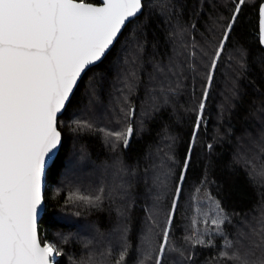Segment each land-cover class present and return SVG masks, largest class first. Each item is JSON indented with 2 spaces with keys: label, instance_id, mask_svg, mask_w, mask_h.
Masks as SVG:
<instances>
[{
  "label": "trees",
  "instance_id": "trees-1",
  "mask_svg": "<svg viewBox=\"0 0 264 264\" xmlns=\"http://www.w3.org/2000/svg\"><path fill=\"white\" fill-rule=\"evenodd\" d=\"M261 2L248 0L241 6L217 63L195 144L192 133L206 66L231 19L233 0H144L142 13L128 23L119 43L87 71L58 119L63 142L47 172L39 221L42 243H55L61 250L57 264H78L89 255L98 264H115L124 228L125 264H138L145 253L152 255L145 264H155L178 184L181 196L162 264H226L217 259L221 237H214L215 247H192L185 241L194 219H210L217 211L213 201L230 217L224 225L228 239L239 241L241 252L250 248L256 239L250 229L264 216V176L258 174L264 167ZM129 82L131 91L125 87ZM128 106L135 115L126 119L121 108ZM75 120L93 127L74 131ZM129 125L133 135L127 147L106 135ZM101 187L105 198L98 207L66 203L77 188L88 194ZM146 233L149 244L142 245Z\"/></svg>",
  "mask_w": 264,
  "mask_h": 264
},
{
  "label": "snow or ice",
  "instance_id": "snow-or-ice-1",
  "mask_svg": "<svg viewBox=\"0 0 264 264\" xmlns=\"http://www.w3.org/2000/svg\"><path fill=\"white\" fill-rule=\"evenodd\" d=\"M248 0H233L231 19L206 66L204 90L192 133V143L203 123L209 89L224 51L225 42ZM259 14V42L264 45V0L257 5ZM144 8L143 0H0V264H57L61 250L55 243H42L37 219L43 208V185L49 162L53 165L62 147V133L58 129L61 114L77 88L82 76L102 62L119 43L122 29L132 22ZM201 55L207 53L201 50ZM196 56V52L190 53ZM132 77L136 73L130 72ZM131 91L133 84L126 83ZM172 91V89H169ZM125 103L126 97H125ZM125 118L135 115V109L121 108ZM74 131L91 129L87 120H75ZM113 142L128 146L133 135L129 125L124 131L107 132ZM211 150L212 145H208ZM84 156H80L82 161ZM191 159V148L179 180L184 179ZM123 171V169H121ZM259 175L264 176V167ZM110 194V193H109ZM181 196L179 184L163 230L162 242L155 254V264H162L170 246V231L176 202ZM105 198L104 188L95 193L72 191L66 203L98 207ZM216 204L217 211L210 219L192 221L191 233L185 237L190 246L215 247V236L223 239L217 259L230 264H264V216L250 229L255 240L241 252L239 241L228 239L224 225L230 217ZM204 225L201 230L200 225ZM115 264H125L127 257V228L122 229ZM62 242H67L64 238ZM90 243V242H89ZM142 245L149 244L146 233ZM87 243L85 247H87ZM252 249H260L255 256ZM112 254V248L107 249ZM183 255V253H182ZM255 256V258H253ZM152 259L145 253L138 264ZM191 260V254L185 258ZM78 264H98L91 256Z\"/></svg>",
  "mask_w": 264,
  "mask_h": 264
},
{
  "label": "water",
  "instance_id": "water-1",
  "mask_svg": "<svg viewBox=\"0 0 264 264\" xmlns=\"http://www.w3.org/2000/svg\"><path fill=\"white\" fill-rule=\"evenodd\" d=\"M144 1V0H143ZM93 3H95V2H93ZM142 11H143V9H142ZM140 14H138L137 16H139ZM135 19V18H134ZM133 20V19H132ZM128 25V23H126V26ZM125 26V27H126ZM125 29V28H124ZM124 29H122V32H123V30ZM263 48H264V45H263ZM99 63V62H98ZM84 76H82V78H83ZM82 80V79H81ZM80 80V81H81ZM80 81H78V85H79V83H80ZM78 85H77V87H78ZM77 89V88H76ZM76 89H74V92L76 91ZM74 94V93H73ZM73 96V95H72ZM72 96L70 97V100H71V98H72ZM70 102V101H69ZM69 102L66 104V106H65V109H64V111L66 110V108H67V106H68V104H69ZM64 111L61 113V114H58V119H59V117L64 113ZM58 129H59V127H58ZM60 130V129H59ZM61 131V130H60ZM62 133V132H61ZM62 142H63V135H62ZM58 155V154H57ZM53 164L51 163V162H49V164H48V166L46 167V170H45V177H44V185H43V195H44V201H43V208H42V210L40 211V213H39V215H38V219H37V230H38V235H39V237H40V234H39V221H40V219H41V217H42V215H43V213H44V210H45V190H46V184H47V172H48V169L52 166Z\"/></svg>",
  "mask_w": 264,
  "mask_h": 264
}]
</instances>
